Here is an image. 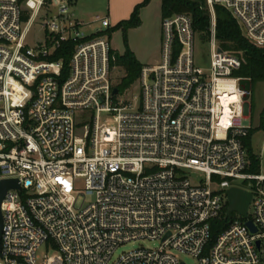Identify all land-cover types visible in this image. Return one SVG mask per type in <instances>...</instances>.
<instances>
[{"label":"built area","instance_id":"1","mask_svg":"<svg viewBox=\"0 0 264 264\" xmlns=\"http://www.w3.org/2000/svg\"><path fill=\"white\" fill-rule=\"evenodd\" d=\"M69 2L0 0V179L21 185L2 202L0 264H264V143L254 171L251 81L220 47L215 10L263 47L264 0H206L208 70L192 16L164 17L162 59L142 68L138 93L118 87L109 17L86 34ZM71 41L68 66L50 59ZM233 187L252 194L246 216L227 213ZM134 241L157 245L117 255Z\"/></svg>","mask_w":264,"mask_h":264},{"label":"rangeland","instance_id":"2","mask_svg":"<svg viewBox=\"0 0 264 264\" xmlns=\"http://www.w3.org/2000/svg\"><path fill=\"white\" fill-rule=\"evenodd\" d=\"M109 0H70L68 3V9L70 14L84 22L82 31L86 34H91L95 30L101 28V23L96 21L97 16L106 17L107 7ZM162 3L161 0H149L145 6L140 10V25L136 27H130L127 30L119 27L114 28H101L106 31L110 38L111 47L119 54H123L129 47L131 48L136 57L142 62L146 63L148 59L160 58L162 59L163 41L156 40L155 28L159 21L162 19ZM210 13V9L207 5L204 6ZM58 6H50V9L46 11V17L53 18L58 14ZM217 15V14H216ZM44 17V15L42 16ZM39 30L38 26L33 27L30 38L35 31ZM195 62L196 64L208 70L211 64V42L210 35L203 32H196L195 34ZM240 57H243V52L238 50H231ZM125 71L119 67L114 70V75L119 82L123 77ZM138 93L139 83L136 81L128 93ZM251 104V121L256 128L251 138V143L254 150L260 154L262 145L264 143V81H257L251 85V96L249 98ZM105 118V116H103ZM262 173L264 174V160L262 165ZM82 184V182L80 183ZM157 243L155 241H134L127 243L120 247L117 251V255L123 252L132 251L140 247H155ZM51 254L44 246L38 251V255L41 259L46 254ZM182 260L187 264H198L197 259L189 255H180Z\"/></svg>","mask_w":264,"mask_h":264},{"label":"trees","instance_id":"3","mask_svg":"<svg viewBox=\"0 0 264 264\" xmlns=\"http://www.w3.org/2000/svg\"><path fill=\"white\" fill-rule=\"evenodd\" d=\"M149 0L138 4L129 19L119 22L114 28L127 30L130 27L140 25V10ZM162 18L173 14H189L193 18L195 29L207 33L211 21L209 11L204 7L206 0H161ZM217 14V41L224 50H238L243 52L241 67L235 71V75L250 79L251 85L257 81H264V46L259 47L250 42L241 31V28L230 11L220 5L215 6ZM74 42H66L58 49L57 54L50 59L64 58L66 66L70 61V55L74 49ZM115 66L123 69L125 74L120 78L118 87L121 91L131 87L138 79L144 64L136 57L131 48H127L123 54L115 52ZM255 129L250 130L244 139L252 162V170L260 169V159L253 148L251 138Z\"/></svg>","mask_w":264,"mask_h":264},{"label":"water","instance_id":"4","mask_svg":"<svg viewBox=\"0 0 264 264\" xmlns=\"http://www.w3.org/2000/svg\"><path fill=\"white\" fill-rule=\"evenodd\" d=\"M219 51H222L219 49ZM245 82L242 81L241 84ZM246 89L251 88V83L246 82ZM119 92V88L115 87L113 90V95H116ZM21 185L18 178H10V179H0V242L2 236V230L4 225L3 213H2V202L7 194V192L11 189H20ZM229 197V208L228 215L233 211H237L243 215H247L249 204L252 200V194L249 191L244 189L233 187L228 191ZM248 225L252 228L253 231H256L255 226L250 221Z\"/></svg>","mask_w":264,"mask_h":264},{"label":"crops","instance_id":"5","mask_svg":"<svg viewBox=\"0 0 264 264\" xmlns=\"http://www.w3.org/2000/svg\"><path fill=\"white\" fill-rule=\"evenodd\" d=\"M78 1V0H75ZM144 0H109L107 7V17L111 20L113 26L117 25L119 22L129 19L135 7L142 3ZM163 19V18H162ZM162 19L158 22L155 28L156 40H163L162 32ZM135 53V52H134ZM136 55V54H135ZM160 58L148 59L144 66L157 65L160 63ZM141 62V61H140ZM142 63V62H141Z\"/></svg>","mask_w":264,"mask_h":264}]
</instances>
